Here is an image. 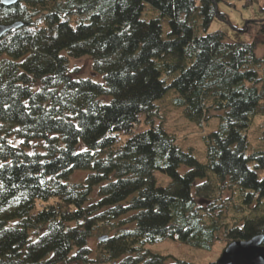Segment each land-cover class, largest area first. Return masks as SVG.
<instances>
[{"label": "trees", "instance_id": "trees-1", "mask_svg": "<svg viewBox=\"0 0 264 264\" xmlns=\"http://www.w3.org/2000/svg\"><path fill=\"white\" fill-rule=\"evenodd\" d=\"M217 3H0V23H23L0 39V264H197L145 246L264 234V145L249 141L264 116V18L253 42H230L209 32L226 20ZM146 6L158 14L144 18ZM85 55L102 81L71 68ZM170 88L187 120H217L204 160L155 123Z\"/></svg>", "mask_w": 264, "mask_h": 264}, {"label": "rangeland", "instance_id": "rangeland-1", "mask_svg": "<svg viewBox=\"0 0 264 264\" xmlns=\"http://www.w3.org/2000/svg\"><path fill=\"white\" fill-rule=\"evenodd\" d=\"M220 12L225 14L224 19L215 17L209 32L221 30L225 37L230 42H253L259 37V25L254 20L264 18V0H218L217 3ZM158 13L150 6H146L143 12L144 18H151ZM79 16H71V23L73 26L77 25ZM163 34L167 35L170 27L168 19L163 21ZM256 54L264 56V42L257 46ZM93 59L90 55H85L82 58L71 59V68H78V76L89 77L95 81H102L103 76L93 72ZM174 94L173 88L168 89L163 100L156 102L158 104V114L155 115V123L163 124L167 131L174 134L178 145L184 150H192L194 155L200 159H205V146L203 143V136L211 131V128L217 124L216 119L210 121V126L198 125L187 120L181 113V110L173 107L170 103V97ZM148 125L143 123L141 128L136 129L145 130ZM249 141L251 148L264 145V116H257L249 130ZM253 167V163H251ZM187 170L186 166H181L180 171ZM259 176L264 178V169L258 170ZM86 176L85 171H78L75 174L74 180H81ZM156 176L160 185H168L170 178L164 173L157 171ZM228 193L224 194L226 197ZM264 212V211H262ZM97 237L91 240V245L95 246ZM226 243L218 240L211 250H205L190 246L182 242L178 237H166L157 242L149 243L145 246L146 251L163 254L169 257L170 260L179 258L191 261L197 264H212L218 260L222 251L226 247Z\"/></svg>", "mask_w": 264, "mask_h": 264}, {"label": "water", "instance_id": "water-1", "mask_svg": "<svg viewBox=\"0 0 264 264\" xmlns=\"http://www.w3.org/2000/svg\"><path fill=\"white\" fill-rule=\"evenodd\" d=\"M21 0H0L4 6H12ZM23 26L21 22L0 23V39L10 30ZM108 235L99 237L105 240ZM214 264H264V234L255 235L248 240H234L222 251Z\"/></svg>", "mask_w": 264, "mask_h": 264}]
</instances>
